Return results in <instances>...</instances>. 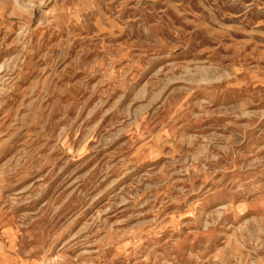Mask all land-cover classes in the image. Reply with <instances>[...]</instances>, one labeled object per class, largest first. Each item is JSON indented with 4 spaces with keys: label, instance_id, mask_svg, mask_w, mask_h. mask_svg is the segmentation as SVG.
Listing matches in <instances>:
<instances>
[{
    "label": "rangeland",
    "instance_id": "rangeland-1",
    "mask_svg": "<svg viewBox=\"0 0 264 264\" xmlns=\"http://www.w3.org/2000/svg\"><path fill=\"white\" fill-rule=\"evenodd\" d=\"M0 264H264V0H0Z\"/></svg>",
    "mask_w": 264,
    "mask_h": 264
}]
</instances>
